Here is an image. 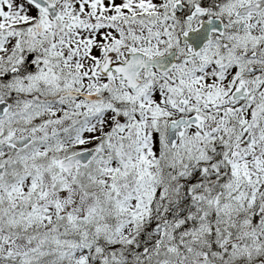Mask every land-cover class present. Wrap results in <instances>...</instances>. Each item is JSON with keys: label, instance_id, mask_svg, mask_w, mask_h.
<instances>
[{"label": "snow or ice", "instance_id": "obj_1", "mask_svg": "<svg viewBox=\"0 0 264 264\" xmlns=\"http://www.w3.org/2000/svg\"><path fill=\"white\" fill-rule=\"evenodd\" d=\"M0 264H264V0H0Z\"/></svg>", "mask_w": 264, "mask_h": 264}]
</instances>
